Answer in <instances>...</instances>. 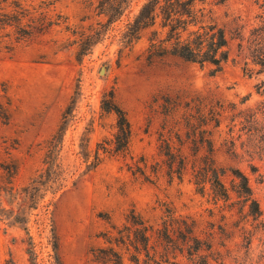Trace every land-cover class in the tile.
<instances>
[{
	"label": "rangeland",
	"instance_id": "rangeland-1",
	"mask_svg": "<svg viewBox=\"0 0 264 264\" xmlns=\"http://www.w3.org/2000/svg\"><path fill=\"white\" fill-rule=\"evenodd\" d=\"M101 1L0 0V264H264L261 0H206L228 38L214 74L149 60V28L125 42L146 0L110 24Z\"/></svg>",
	"mask_w": 264,
	"mask_h": 264
},
{
	"label": "trees",
	"instance_id": "trees-1",
	"mask_svg": "<svg viewBox=\"0 0 264 264\" xmlns=\"http://www.w3.org/2000/svg\"><path fill=\"white\" fill-rule=\"evenodd\" d=\"M128 1H101L100 13L105 15L108 24L123 15ZM205 2L206 0H146L126 24L123 33L125 42L138 40L141 32L149 28V60L174 56L199 65L208 63L214 66L211 70L214 74L222 69L223 63L229 57L228 38L224 27L208 14ZM261 2L260 6L264 7V0ZM259 17V25L251 32L253 46L249 47V56L259 66V71H264V10ZM102 107L115 113L118 129L115 135L117 140L115 150L125 151L130 136V124L125 111L114 102L112 92L109 93V98L102 100ZM232 173L240 179V185L250 199L251 188L247 177L238 169H234ZM249 213L255 218L261 214L254 199L250 200ZM105 251L107 250L103 248L97 250L100 253ZM112 253L116 263L122 264L117 252ZM96 255L101 259V255L95 253ZM56 259L57 264H63L58 255Z\"/></svg>",
	"mask_w": 264,
	"mask_h": 264
}]
</instances>
